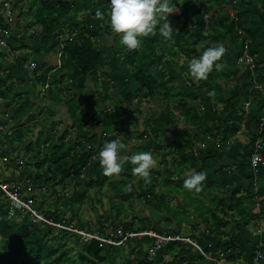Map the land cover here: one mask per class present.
<instances>
[{
	"label": "trees",
	"instance_id": "1",
	"mask_svg": "<svg viewBox=\"0 0 264 264\" xmlns=\"http://www.w3.org/2000/svg\"><path fill=\"white\" fill-rule=\"evenodd\" d=\"M13 1L16 2L15 5L17 6L18 2L22 5L24 0ZM94 1L97 8L92 11L93 14L97 15V10L104 12L101 22L110 32H113L107 16L109 0ZM202 1V3H198L196 0L187 1V4L196 3L198 16L195 17L191 10L186 11L185 5L180 0H174L176 11L170 16L171 26L174 30L171 38L165 39L160 36L158 25L157 32L147 36L146 45L142 44L139 49L135 50L126 48L122 58L123 65L129 69L137 86L136 91L145 92L147 98L158 101L165 106L169 117L177 123L175 133L178 135V139L188 149L185 154L174 159L176 164L171 170L167 169L166 174H163L162 170L158 171L159 176L163 175V181L160 184L164 187L168 186L169 192H171L169 187L172 184L178 186L172 190L173 192L179 188H184L183 179L186 173L204 172L215 165L214 163L219 157L222 158L224 148L242 129L241 122L233 119L236 110L234 100L240 96V88L253 84V82L264 86V54L259 51L260 49L264 51V42L262 43L263 46L258 43L257 48H255L258 36L252 33V27L258 22L256 21L258 5L252 4L248 0ZM48 2L46 0H29L27 11H24L21 6L20 12L14 13L12 21L5 19L4 15L0 21V25L8 32L6 38L9 43L7 48L0 46V134L2 135L0 137V183L7 184L8 190L16 192L21 198L24 197L21 189H24L28 197H31L30 203L33 207H35V194L38 190H42V196L54 198L52 204H49L50 208H47L48 206H42L40 209L34 208L43 214L46 220H42L38 219L27 208L15 207L9 195L0 188V264H118V261L120 264H216L201 254L189 242L177 239L163 241L158 246L156 238L149 235H136L130 237L123 244L115 246L97 239L87 240L81 234L57 225L68 226L73 222L79 229L90 232L97 231L104 235L107 234L105 230L113 234L121 230L127 234L151 229L165 237H190L193 240L196 239L195 241L206 255L218 258L220 251L224 253V256L230 258L233 250L237 247V238L232 237L229 243L220 242L213 246L206 244L208 241L211 243L210 240L205 241L202 238H197L195 234L186 236L181 227L176 229L169 227L173 220L180 223L186 214L183 209L180 211L178 205H170L168 203L169 197L155 191V185L152 182L156 181V173L153 170L150 171V178L147 181L144 178L140 179L142 181V184L139 185L140 190L137 189L138 186L136 189L139 196L145 198L148 203H154L158 212H162L160 218L155 221L156 224L152 223L148 217L140 220L142 224L137 223L136 219L125 221L126 219L123 218V202L131 200L137 192L133 191L134 187L128 188L129 181L136 176L132 173L130 163L126 166L125 171H121L120 176L115 179L109 180L110 176L105 175L103 170H97L96 176H93L95 174L94 167L99 162V150L106 141L102 138L103 135L98 137V134L94 132L96 113L91 115L86 113L83 116L84 119H80L78 116L83 103L78 96L71 93L72 89L78 87L76 73L65 72L66 67L63 64L47 66L46 63L37 59L33 60L37 66L30 71L25 66L28 62V54L24 56L19 51L28 47L43 50L53 41L55 47L52 48L54 49L57 45L62 44L63 50L70 55L77 70L83 76L90 75L99 94L107 98L110 96V89L113 88V76L111 73L99 71L100 68L104 67L108 58L101 49L104 36L102 32L96 31L89 25L85 27L82 22L74 21L68 23L67 26V21L63 18H71L70 15L76 16L73 0H60L51 6L46 5ZM199 4L205 7L204 13L198 9ZM229 6L232 10H237V20L230 16V10H225ZM31 14L32 17H24ZM205 14L209 15L208 20L205 19ZM35 26H40V31L35 29V31L28 33ZM15 30L21 32L19 37ZM238 30H242L244 35L240 34ZM205 31L207 32L206 37L203 35ZM65 32L68 33L66 37L63 36ZM120 35L116 33L114 37L112 52L117 51L118 47H123L120 43ZM250 36L253 38L250 44L251 53L256 54L253 70L237 63L241 51L239 48L240 50L232 62L233 65L240 67L238 72L229 71L230 64L226 63L223 56L220 61L223 65L222 69L217 71L214 68L206 80H197L189 74L188 64L192 58L199 56L196 54V49L200 42L210 41V45H214L221 44L222 41L229 38L236 45L241 41L242 46L244 40ZM115 54L118 56L119 52ZM156 55H161L162 64L154 61ZM182 55L185 56V62L179 64ZM164 60L167 63H164ZM7 65L14 69L18 76L17 79L14 75L8 74L13 69H9ZM172 65H175L180 73H186L188 79L186 91H181L176 81L168 80L169 75L164 70L167 66ZM32 76L35 77L32 87L36 92H38V84L46 87L38 94L30 90L28 92L25 88L26 82ZM230 80L234 81V85L229 87L230 93L227 95L225 88H227V82ZM200 89L214 99L216 107L222 104L224 105L223 109L232 110L231 114L215 128V137L219 139L217 149L203 153L195 148L196 142L201 140L202 133L197 131V128L203 123V117L194 104L185 101L186 98H191L192 93ZM63 91L65 93L62 94ZM31 92L35 93L34 95L40 98L41 102L31 99L29 96ZM133 93L128 95L130 104L134 98ZM50 101L64 102L71 118L80 121L83 131L78 137L76 136L77 139H74V135L73 137L71 135L69 140L66 139L68 135L72 134L71 131L68 133L64 131L58 136L56 125L59 122L52 120V111L47 104ZM258 102L257 107L251 112L252 121L255 120L257 125L256 133L247 146L239 144L242 153L238 156L237 161V168L241 175L248 178L250 187L254 183V173L250 161L254 142L258 137L264 138V128L261 133L259 132V124L264 114V97ZM143 112L141 110L135 116L133 114L134 118L129 123L122 121L118 129L129 131L130 126H135L137 130L129 132L139 141H154L153 147L155 149L168 148L175 152L176 149L170 146L165 147L157 142L161 130L166 129L169 123L158 117L153 109L144 115L142 121L140 116L143 115ZM103 115L106 117L101 122L106 120L108 113ZM114 120L117 123L119 118L114 117ZM51 122V128L43 129L47 123ZM141 124H143V129L139 130L138 127ZM6 126L9 127L4 129ZM184 132L186 137L193 139L183 138ZM117 138L111 137L107 142ZM138 151H149V145L136 147L134 152ZM190 155L196 162L197 168L189 172ZM5 157L7 160H4ZM95 160L96 163H94ZM6 167L11 169L9 175L3 174ZM258 176V188L255 195L264 204V183L262 182L264 181V166L259 169ZM177 177L180 180L174 181L173 178ZM106 183L114 188L116 196L122 198L123 201L119 200L117 203V201L112 200L110 203L111 212L108 215L115 217L107 216L102 228L95 229L89 223L90 221L78 220L77 218L81 214L82 207L86 205L87 199L91 197V190L96 189L98 193H101ZM14 184L16 185L14 186ZM58 185L60 186L58 187ZM253 187L254 185L252 189ZM205 188L208 187L202 182L201 190ZM212 189L211 186L209 190ZM186 190L190 198L195 200L196 198L191 196L192 191ZM97 192H95L93 199H95ZM26 197L25 199L28 201ZM242 201L243 198L234 193L229 205L222 197L218 196L210 199L211 207L204 202L202 207L194 205L199 218L209 224V233L222 237L227 234L226 230H223L226 223L219 218L218 214L226 210L234 212L235 209L240 211H238L240 215L245 214L246 209L238 206L241 205ZM64 210L72 211L74 218L72 217L71 221L65 218ZM263 214L264 206L261 214L252 217L259 218ZM163 220L167 225L169 224L167 229L159 227V222ZM125 246L129 248L128 255L125 258L124 256H117V250Z\"/></svg>",
	"mask_w": 264,
	"mask_h": 264
},
{
	"label": "crops",
	"instance_id": "2",
	"mask_svg": "<svg viewBox=\"0 0 264 264\" xmlns=\"http://www.w3.org/2000/svg\"><path fill=\"white\" fill-rule=\"evenodd\" d=\"M19 1V0H16ZM74 1V0H73ZM78 0H76L77 2ZM250 3L258 5L259 9L256 10V25L252 27V33L257 34V40L260 45L264 42V0H248ZM24 2H29V0H26ZM22 2V5L18 2V5L16 6V2L14 4L15 13L18 14L20 12V7L22 6L24 11H27L29 8L28 3ZM49 3V2H48ZM47 5V4H46ZM48 6V5H47ZM232 11V8L230 9V12ZM95 16V17H94ZM24 17H32V14L29 16ZM101 17L93 14L91 16V21L93 22L92 25H89V27H92L96 31H100L103 33V41L101 44V49L105 52L106 56L108 57L105 61L104 67L100 68L99 71L105 72V73H111L113 76V88L110 89V96L107 98L102 97L99 94L98 89L95 88L93 78L88 76H83L79 70H77L76 65L71 60V57L69 54H66L64 49V46L62 44H59L56 46V49L52 48L55 47L54 41L49 45L47 48L43 50H37L36 48L30 49L25 48V50H18L19 53L23 54L24 56L27 55V63L30 61H33L34 59L44 62L47 64V66L58 64L59 66L61 64L65 65V72L71 71L73 73H76V80L78 82V87L72 89L71 93H74L76 96H78L83 106L81 110L79 111L78 116L83 118V116L88 114L96 113V117H94V122H99V125L96 124L94 132L98 134L99 136L103 135V139L107 142L111 137L117 138L119 137L120 140L124 144H130V141L127 140H133V150L135 151V148L138 146L146 147L149 145V151L153 153L154 159L156 160V164L154 167L161 168L163 171V174L167 173V169L171 170L172 167L176 164L174 162V159L182 156L185 154L188 149H186L180 140L178 139V135H176V128L177 123L169 117L165 106L158 102L151 100L150 98L146 97L145 92H141L139 90L136 91L137 86L135 85L129 69L123 65V59L121 57H118L116 59V54L119 51L112 52V46L113 42L110 44L108 43L107 46L103 45V42L110 41V35L112 34V41H114V37L116 33L110 32L104 24L101 22ZM30 20V19H29ZM27 20V21H29ZM26 21V22H27ZM40 26L33 27L29 32L35 31V29H38L37 31H40ZM17 36L19 37L21 32L19 30H15ZM108 32L109 34H107ZM66 34V32H65ZM63 34V36H65ZM61 36V37H63ZM66 37V36H65ZM32 44L31 41L28 40ZM223 46L226 49V52L224 54V57L226 59V63L230 64L231 70L230 72H238L239 68L236 65H233L234 57L236 55V51L241 48V41L237 45L230 41L229 38H226V40L222 41ZM263 46V45H262ZM34 47V46H33ZM119 49V47H118ZM17 51V52H18ZM239 51V50H238ZM8 66V65H7ZM9 69L11 66H8ZM233 67H236V69H233ZM57 68V67H56ZM229 68V69H230ZM234 70V71H232ZM170 77L169 81H176L178 83V87L181 91H186L188 86L186 84V81L188 80L186 78V73L182 74L180 71L176 68L175 65L167 66L164 70ZM5 74V73H3ZM8 74H12L15 76V79L18 78L17 74L15 73L14 69L12 72H8ZM8 77V76H6ZM33 80H35V77L32 76L28 82H26V90L29 92L36 90L32 87ZM115 80V81H114ZM233 84L229 85L227 84L226 92L227 95L230 93L231 86ZM31 83V84H30ZM257 83V82H256ZM263 86L260 83H257V87L259 88ZM43 86V85H42ZM253 86V85H252ZM230 87V88H229ZM46 87H43V90ZM250 89L249 85L246 87H241L239 90L240 96L234 100V105L236 107L235 114L233 116V119L236 121L241 122L242 129L239 131V133L234 136L228 146L224 148V153L222 155V158H218L217 162L214 163L215 165L211 166L210 168L206 169L204 173L206 174V179L203 181L208 188L202 189L199 192H196L194 190H191V196L193 198H200L201 200L205 201L208 206H210V199L214 196L222 197L227 204L229 205L231 198L233 197L234 193H237L239 197L243 198L241 205H238L239 207H243L246 209L245 214L240 215L239 210L235 209L234 212H231L230 210H226L223 213L218 214L219 218L223 220V222L226 223V226L223 228V230H226L227 234L225 236H216L211 235L209 233L210 226L209 224L199 218L198 211L195 209V205L186 202L184 199H188L189 193L185 188H179L176 191L169 192L164 188V186L161 183V176H159V172H156V188L159 187L158 192L160 191L161 194L169 197V204L171 201H173V205H178L180 208V211L182 209L184 210L186 216L183 217L180 223H178L176 220L171 224H178V227H181V223H187L188 218H190L189 222L187 223L188 231L186 232V236H192V234H195L197 238H202L205 241L210 240L211 243L208 241L206 244H210L215 246L217 243L223 242V243H229L231 241L232 237L237 238V247L233 250V253L230 258L228 256H224L223 252L219 251L218 259L222 260L224 264H253L252 259L253 255L257 250L259 243H264V214L261 215L259 218L252 217L253 215L261 214L264 204L261 203L259 199L256 197V188L254 183L253 189L252 186L250 187V183L247 177H244L241 175L237 168V161L238 156L241 155L242 149L239 148V144H242L243 146H247L254 134L256 133V122L255 120L252 121L251 112L257 107L258 101L264 97V92H260L258 89ZM264 88V87H263ZM46 92V90H45ZM134 92V93H133ZM38 94V92H36ZM65 93V91L62 92V94ZM134 94V98L130 104L128 100L129 94ZM35 93H30V97L33 100H36L37 102H41V99L38 98ZM44 94V93H43ZM245 94V95H244ZM50 99V98H49ZM142 100L144 102H150V112L153 109V112L160 117L161 119L166 120L169 123V126L166 129L161 130L160 137L158 139V143L160 145H164L165 147H171L173 149H176L175 152L170 151L168 148L165 149H155L153 146L155 145L154 141H139L136 137L132 136L131 132L129 131H136L137 128L134 127L133 130H123L120 131V129L117 128V124L115 123L114 117L108 116L106 120L101 122L102 120V112L106 111V106L104 108V104H108L107 102H110L113 106L109 110L110 113L113 114L115 107H120L118 111L121 113L114 114L115 118H119V122L121 125V122L129 123L141 110L143 109H135L131 110V107L140 106L142 104ZM147 100V101H146ZM187 103L194 104L198 111L200 112V115L203 117V123L198 126L197 131H200L202 133L200 142H196L195 148L199 152H208L209 150L217 149L219 146V139L215 137L216 130L215 128L219 125L221 121L226 119L229 114H231L232 110H226L223 109L224 105L220 104L219 106L214 105V99L209 97L204 90L200 89L197 92H194L191 94V98L185 100ZM148 102V103H149ZM179 102V101H178ZM193 102V103H192ZM48 106L51 108L52 111V120L58 121L59 124L56 125V129L58 132V136L64 132L69 131L72 132V137L74 135V139H77L81 132L83 131L80 126V121L73 120L69 114L68 107L65 103H55V102H47ZM147 112V113H148ZM131 113L132 119H130ZM144 114V115H147ZM143 114V113H142ZM143 115V117H144ZM84 119V118H83ZM127 119V120H126ZM183 119V118H182ZM183 121V120H182ZM184 123V122H183ZM70 125H74L73 127ZM117 125V126H116ZM119 125V126H120ZM52 126L51 123H47L43 129H49ZM131 127V126H130ZM74 132V133H73ZM120 134L119 136H116L114 134ZM68 135V134H67ZM183 138L190 139L191 137H186L185 132L183 133ZM191 138L190 140H192ZM129 142V143H128ZM135 153V152H134ZM189 159L191 160L190 166H189V172L194 171L196 167V162L192 158V156H189ZM128 165V162L124 165V171L126 166ZM223 169H222V168ZM120 176V175H119ZM163 179V178H162ZM174 181L180 180V178H173ZM261 180V179H260ZM264 183V181H262ZM173 185V184H172ZM212 186V190L210 191L209 188ZM257 188H258V182H257ZM195 199V200H196ZM252 201V202H251ZM194 203V200H192ZM171 205V204H170ZM172 205V206H173ZM158 211V210H157ZM239 211V212H238ZM167 225V223H166ZM195 225H197V228H195ZM169 226V224L167 225ZM182 229V227H181ZM196 230V231H194ZM196 240V239H195ZM194 240V241H195ZM202 249V248H201ZM201 254L202 252L198 250ZM203 251V250H202ZM204 252V251H203ZM228 255V254H227ZM208 259H210V256L206 255ZM212 258V257H211Z\"/></svg>",
	"mask_w": 264,
	"mask_h": 264
},
{
	"label": "clouds",
	"instance_id": "3",
	"mask_svg": "<svg viewBox=\"0 0 264 264\" xmlns=\"http://www.w3.org/2000/svg\"><path fill=\"white\" fill-rule=\"evenodd\" d=\"M174 0H109L107 10L108 23L114 33L120 35V43L129 50L139 49L142 38L157 32L165 39H170L173 33L170 16L174 13ZM98 16L104 12L97 10ZM163 21V23H160ZM226 52L223 44H214L203 50L199 56L194 57L188 64L189 74L197 80H206L209 74L219 71L223 65L220 63ZM124 143L113 139L103 144L99 150V163L105 175L119 174L125 163L132 165V173L144 178H150V171L156 160L151 151H138L124 156L122 150ZM206 179L203 171L186 173L183 179L185 189L199 192L202 182Z\"/></svg>",
	"mask_w": 264,
	"mask_h": 264
},
{
	"label": "rangeland",
	"instance_id": "4",
	"mask_svg": "<svg viewBox=\"0 0 264 264\" xmlns=\"http://www.w3.org/2000/svg\"><path fill=\"white\" fill-rule=\"evenodd\" d=\"M2 1H4V0H0V3ZM24 1H26V0H24ZM46 1H49V3L47 5L48 6H51L55 2L57 3L60 0H46ZM180 1L185 5L186 11L191 10L192 13H193V15H195V17L198 16L196 3L193 4V2H190V3L187 4V1L188 0H180ZM196 1L198 3H202L203 2L202 0H196ZM24 3H27V2H24ZM74 3H75V7L73 9H74V11L76 13V16H73V15L71 16L70 15L69 17H71V18H66V17L63 18V19H65L67 21V26H68V23L70 24L71 22H74V21H76V22H82L85 27L87 25H92V23H93L91 21V16H93V12L92 11H94L97 8V6L94 4L95 1L94 0H78L76 2V0H74ZM14 4H15V2L13 0H10V3H8V5L10 6V8ZM230 9H231V7L229 6L225 10L228 11ZM70 19H73V20L72 21H69ZM106 33L109 34L108 32H106ZM206 34H207V32L205 31V34H203L204 37H206ZM67 35H68V33L66 32L65 36H67ZM249 39L251 41H253L252 36H250ZM147 41H148V37L147 36L142 38V44L143 45H146L147 44ZM112 42L113 41H112V34H111L110 35V41L103 42L104 43L103 45L107 46L108 43L111 44ZM210 44H211L210 41L209 42H207V41L200 42L198 44V46H197L198 48L196 49V54L200 55V53L203 50H205L207 47H209ZM257 45H258V40H257V42L255 44V48H257ZM122 48L119 47V49H118V51H119L118 56H120L121 58L124 57V52L126 50V46L123 45ZM238 50H240V49H238ZM238 50L236 51V54L239 52ZM259 51L264 54V51L263 50L260 49ZM168 55L169 54H167V57H169ZM154 61L161 63L163 61V59L161 58V55H156V57L154 58ZM184 62H185V56L182 55L179 64H183ZM164 63H167V62L164 60ZM168 63H171V62L168 61ZM233 69H236V67H233ZM229 70H231V68ZM232 71H234V70H232ZM170 77L171 76H169V78H168L169 80H170ZM227 84H229V85L231 84L232 85L233 82L232 81H228ZM255 86L257 87V84L255 82H253V84H249V88L250 89H255L256 88ZM263 87L264 86H261L260 85V87L259 88H256V89H258L260 92H264V88ZM42 89H43V86L41 84H38L37 85V91L40 92V91H42ZM148 102H144L142 100V104L139 107L138 106L131 107V110H135V109H139V108L141 109L142 108L143 111H144L143 112V115H144V114H146L149 111V108L151 107L150 104L152 105V103H150V102L148 103ZM62 103H64V102H62ZM107 103L108 104H104V108L106 106H108V107H106V111L102 112V114H101L102 115V119H104L106 117L105 115H103L105 113H109L110 114L109 116H111V117H115L114 114H116V111H117V113H121L120 111H118L121 108L120 107L119 108L118 107H115V110H114L113 114H111L110 113L111 111H109V110L112 108L113 105L110 102H107ZM132 115H133V113H131L130 119H132ZM143 115L140 116V118H141L142 121L144 120ZM96 124L99 125V122L97 121ZM116 124L118 125V126L116 125L117 126L116 129H118L119 128V125H120V122L118 121ZM8 127L9 126H6V127H4V129H7ZM134 127L135 126H131L130 127V130H133ZM138 129L139 130H142L143 129V124H141L138 127ZM114 135L119 136L120 134H116L115 133ZM0 137H2L1 134H0ZM70 138H71V135H68L66 137L67 140H69ZM127 140L130 141V144H124L125 145V148L122 150V155H124V156H128V155L134 154V152H132V150H133V140H131V139L129 140L128 137H127ZM94 163H96V160H95ZM94 170H95V174H93L94 177L96 176L97 170L102 171V166L100 165L99 162L96 165V167H94ZM151 170H153L156 173L157 171L162 170V169L161 168H157L156 169V167H153ZM122 171H124V168L122 169ZM163 171H164V169L162 170V172ZM10 173H11V169H8L7 167L3 171V174L4 175H7V174L9 175ZM119 175H120V173L119 174L111 175L110 178H109V180L110 179H115L116 177H119ZM162 178H163V175H161V180H159V181H161V183L163 181ZM140 179H141V177H139V176L136 175L134 178H132L129 181L128 188L129 187L130 188L134 187V190L133 191H135V192L137 191V189L140 190L139 185L142 184L141 183L142 181H140ZM78 183L81 184L79 181H78ZM152 183H154V185H155V191L158 192L159 187L156 188V183L154 181ZM15 185L16 184H14V186ZM59 186L60 185H58V187ZM73 186H75V185H73ZM71 187L69 188V192L71 190ZM136 187H137V189H136ZM177 187L178 186L176 184H173V185H170L169 189L170 190H175ZM164 188L167 190L168 189V186H165ZM126 189H127V187H126ZM21 191L23 192V195L22 196H24V197L23 198L19 197L18 198L19 200L18 199H15L14 198L15 197V195H14L15 192H12V193H14L13 194V196H14L13 198L14 199L11 198V201H12V204L15 207L24 209V208H26L25 207L26 206V203H28V202L30 203L31 197L30 196L28 197V195H27V193H26V191L24 189H21ZM41 191L42 190H40V191L38 190L36 192V194H35L36 195L35 196V201L36 202L34 203V206L35 207H38L39 209L42 206H48L47 208H50L49 204H52V202L54 201V198L53 197H44V196H42V192ZM179 191H181V190L179 189ZM95 192H97L96 189H92L91 190V193H90L91 194V197H89L87 199V201L85 203L86 205H84L82 207V210L80 211L81 214H80V216H78L77 219L78 220L82 219V220H85V221H90L89 223L93 227H95V229H97V228L99 229V228H102V225L104 223V219H106L107 216L115 217L114 215H108L111 212V205H110L111 201L112 200H115V201H117V203H119L118 202L119 200L120 201H123V200L119 196H116V194L114 192V188L112 186L108 185L107 183L102 188V192L101 193H98L97 192V194L95 196V199H93V196H94ZM159 193H160V191H159ZM138 194L139 193L137 191L134 194V197L131 200L124 201L123 202V205H124V208H123V218L126 219L125 221H130L132 219H136L137 223L142 224L140 220L148 217L151 220L152 223L156 224L155 221H157V219L160 218V215L162 214V212H158L157 209H156V206L154 205V203H152V204L150 202L148 203L147 200L145 201V198H142ZM25 197L28 198L27 199L28 201H26ZM200 198L199 199L197 198L196 200H194V203L192 202V199L190 198V196L188 197V199H184V200H186V202H188V203L195 204L197 207H202V203L205 202V201L201 200L202 198L201 199ZM117 203H116V205H117ZM59 204H61V203H59ZM170 204L173 205L174 204L173 201H171ZM61 206L63 207L64 205H61ZM30 207L35 208V207H33L31 205V203H30ZM209 207H211V206H209ZM64 211L66 213L65 218L68 221H71L74 218L72 216V213H71L72 211L71 212H68V210H64ZM37 213L39 214V217L40 218L43 217V214H41L39 211ZM17 219L19 220V217ZM189 219L190 218H188L187 223H190L189 222L190 221ZM187 223L186 222L185 223H181V227H182L183 234H187V233H184V232H187L188 231L189 224L187 225ZM77 224L79 225L78 222H77ZM159 227H161L162 229H167V225L165 223V220L159 222ZM169 227H171L172 229H176L178 227V224H171ZM105 231L108 232V230H105ZM149 231L154 232V230H151V229ZM86 232H90V231H86ZM95 232H97V231H95ZM128 253H129V248H127V246H125L124 248H119L117 250V254H118L117 256H119V255L120 256H124V258L126 257V255H128ZM118 264H120L119 261H118Z\"/></svg>",
	"mask_w": 264,
	"mask_h": 264
},
{
	"label": "built area",
	"instance_id": "5",
	"mask_svg": "<svg viewBox=\"0 0 264 264\" xmlns=\"http://www.w3.org/2000/svg\"><path fill=\"white\" fill-rule=\"evenodd\" d=\"M8 3H10V0H4L0 3V21L2 20V15H4L5 19H8L9 21H12V17L14 16L15 13V9L13 6L8 5ZM204 6L199 4L198 5V9L204 13ZM230 16L234 19L237 20L238 16H237V10L233 9L230 12ZM14 18V17H13ZM210 17L209 15L205 14V19L208 20ZM240 34L244 35V32L242 30H238ZM8 34L7 31L4 30V28L0 25V46L1 48H7L9 47V43L8 40L6 38V35ZM251 40L248 38H246L244 40V43L241 46V51L240 54L238 56V60L237 63L240 65H244L246 67H249L250 69L253 70L254 65H255V59H256V54H252L251 53ZM28 70L32 71L35 69V67L37 66V63L35 61H30L28 64L25 65ZM264 111V110H263ZM264 128V114L261 118L260 124H259V132L261 133L262 130ZM264 138L263 137H258L255 142H254V149L252 151L251 157H250V161H251V167H252V171L254 173V185L255 188L257 190V181L259 179L258 173H259V169L264 166ZM4 160H7V158L5 157ZM0 188H2L8 195L10 198H13V191L8 190V186L5 183H0ZM15 199H18L19 196L17 195V193L15 192ZM13 198V199H14ZM19 200V199H18ZM28 210H30L35 216H37V218L42 219V220H46L44 218V216L42 218L39 217V214L37 213L38 211L32 207H30V203H26L25 206ZM59 227L61 228H66L70 231L76 232L81 234L83 237L85 236V238L87 240L89 239H97L103 243L106 244H110V245H115V246H119L121 244H123L124 242L128 241V239L130 237L133 236H142V235H149L152 236L154 238H156V243L158 244V246L160 245L161 242L163 241H168V240H172V239H177L183 242H189L190 244H192L194 247H196L198 250H200L202 252L203 255L206 256V254L202 251L200 245H198V243L196 241H194L192 238L190 237H181V236H177L176 238H172V237H165L163 235H159L156 232H152V231H142L139 233H127L124 234L121 230H118L117 233H108L106 235L98 233V232H86L82 229H79L76 227L75 223H71L68 226H64L61 224H57ZM158 241V242H157ZM210 260L216 262V264H224L222 262V260L218 259V258H211ZM252 263L253 264H264V243H259L256 252L253 255V259H252Z\"/></svg>",
	"mask_w": 264,
	"mask_h": 264
}]
</instances>
